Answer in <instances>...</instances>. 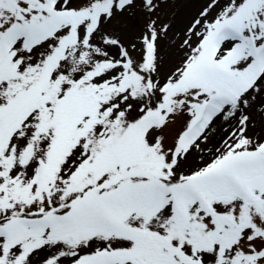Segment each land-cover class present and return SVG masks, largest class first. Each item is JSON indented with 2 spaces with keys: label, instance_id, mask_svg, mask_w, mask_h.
Segmentation results:
<instances>
[{
  "label": "snow or ice",
  "instance_id": "snow-or-ice-1",
  "mask_svg": "<svg viewBox=\"0 0 264 264\" xmlns=\"http://www.w3.org/2000/svg\"><path fill=\"white\" fill-rule=\"evenodd\" d=\"M178 2L0 0V264H264V0Z\"/></svg>",
  "mask_w": 264,
  "mask_h": 264
},
{
  "label": "rangeland",
  "instance_id": "rangeland-1",
  "mask_svg": "<svg viewBox=\"0 0 264 264\" xmlns=\"http://www.w3.org/2000/svg\"><path fill=\"white\" fill-rule=\"evenodd\" d=\"M200 5L195 2V0H185V2H178L176 4H170L167 6L164 11L165 13H175V18L178 24L185 22L187 19H190L191 16L198 10ZM140 24H143V21H140ZM136 29H124V37L127 40H130L135 37L138 32ZM162 55L164 56L165 67H170L175 57L172 52L168 49L162 50ZM215 143V141H213Z\"/></svg>",
  "mask_w": 264,
  "mask_h": 264
}]
</instances>
